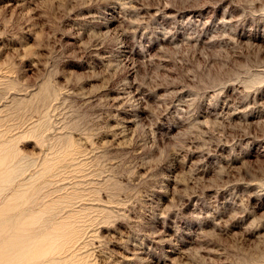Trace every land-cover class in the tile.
Returning a JSON list of instances; mask_svg holds the SVG:
<instances>
[{
	"label": "rangeland",
	"instance_id": "374dc122",
	"mask_svg": "<svg viewBox=\"0 0 264 264\" xmlns=\"http://www.w3.org/2000/svg\"><path fill=\"white\" fill-rule=\"evenodd\" d=\"M6 209L42 264H264V0H0Z\"/></svg>",
	"mask_w": 264,
	"mask_h": 264
},
{
	"label": "bare ground",
	"instance_id": "6f19581e",
	"mask_svg": "<svg viewBox=\"0 0 264 264\" xmlns=\"http://www.w3.org/2000/svg\"><path fill=\"white\" fill-rule=\"evenodd\" d=\"M8 211L9 209H6L0 213V264H42L39 257L31 258L29 251L37 242L23 238L25 229L21 228L19 221L14 222L13 218H8Z\"/></svg>",
	"mask_w": 264,
	"mask_h": 264
}]
</instances>
